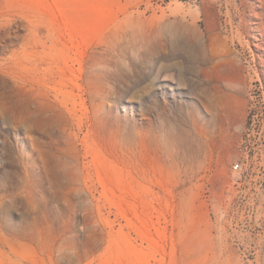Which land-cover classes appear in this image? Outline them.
Here are the masks:
<instances>
[{
    "label": "rangeland",
    "instance_id": "1",
    "mask_svg": "<svg viewBox=\"0 0 264 264\" xmlns=\"http://www.w3.org/2000/svg\"><path fill=\"white\" fill-rule=\"evenodd\" d=\"M212 1L0 0V264H264V77L238 45L200 99Z\"/></svg>",
    "mask_w": 264,
    "mask_h": 264
},
{
    "label": "bare ground",
    "instance_id": "2",
    "mask_svg": "<svg viewBox=\"0 0 264 264\" xmlns=\"http://www.w3.org/2000/svg\"><path fill=\"white\" fill-rule=\"evenodd\" d=\"M232 8L237 12L238 23L235 21ZM203 13L208 33L205 37L203 36L201 46L197 51L202 86L200 99L204 101L206 95L204 87L206 80L211 83L208 82L211 85V94L216 96L221 94L228 99L237 97L242 99L241 95L247 85L245 83L248 80V74L244 71L243 59H240L241 50L237 48L238 45L245 46L243 48H249L252 52L249 70L254 71L253 73L260 78L259 80L264 77V0H228L226 16L228 17L227 24L231 26V29L229 33L226 31L225 34L219 29L220 13L222 12H217L213 1L209 3L208 8L204 7ZM249 75L252 81L254 75L252 76L251 73ZM48 88L52 90L51 85ZM197 96L199 97V95Z\"/></svg>",
    "mask_w": 264,
    "mask_h": 264
},
{
    "label": "built area",
    "instance_id": "3",
    "mask_svg": "<svg viewBox=\"0 0 264 264\" xmlns=\"http://www.w3.org/2000/svg\"><path fill=\"white\" fill-rule=\"evenodd\" d=\"M233 168L236 169V170L239 169L240 168V164L239 163L234 164Z\"/></svg>",
    "mask_w": 264,
    "mask_h": 264
}]
</instances>
